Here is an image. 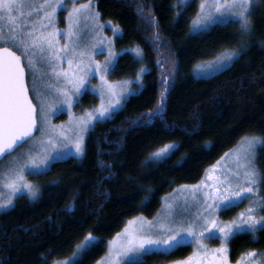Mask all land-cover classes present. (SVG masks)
Segmentation results:
<instances>
[{
	"label": "snow or ice",
	"instance_id": "snow-or-ice-1",
	"mask_svg": "<svg viewBox=\"0 0 264 264\" xmlns=\"http://www.w3.org/2000/svg\"><path fill=\"white\" fill-rule=\"evenodd\" d=\"M92 3L93 0L83 3L73 0L71 7L66 8L67 27L61 30L56 24L57 8L65 7L62 0H42L38 6L32 0H0V21L7 22L0 26V39L11 40L20 50L17 54L12 47H0V160L9 158L0 171V208L11 207L13 199L20 195L37 199L41 187L27 176L46 175L54 165L66 162L69 157L82 158L86 152V134L97 123L114 118L125 101L140 94L145 86L143 75L147 69L143 64L133 77L109 79L122 55L130 53L139 62L144 52L139 46L117 50L114 37L122 38V29L112 21L102 22L101 13ZM191 3L192 0H178L172 7L179 15ZM259 6H264V0H198L192 29L202 32L217 25H232L240 38L238 48L224 49L214 59L210 66L213 70L234 62L250 47L244 41L255 30L254 17ZM137 12L153 28V47L159 48L163 41L156 17L150 14L151 7L146 10L138 5ZM106 24L112 36L103 34ZM85 34L91 37L88 43L82 42ZM98 55L104 59H96ZM41 65L47 68L49 82L43 91L35 83L30 89L26 67L35 73ZM97 77L98 82L93 85L91 81ZM159 86L157 105L139 117L138 122L162 118L171 87L168 75L161 77ZM30 91L35 93L37 103L33 102ZM89 91L98 95L99 104L76 115L74 105ZM63 111H67L69 120L54 124L52 116ZM183 131L186 135L194 134L189 129ZM205 145L211 142L206 141ZM260 148H264V135L241 136L233 149L205 169L197 183L174 189L173 195L165 198V210L158 217L151 221L143 216L128 220L121 231L106 241L107 251L95 264H146L145 257L171 255L186 244H192L193 251L168 264H232L228 257L229 242L240 233H248L258 243L256 233L264 231V197L259 195L264 190V169L258 165ZM176 149L175 142L167 143L150 155L162 159ZM99 165L108 169L106 177L112 176L111 163L99 161ZM49 183L54 185L57 181ZM181 198L185 206L177 213L175 208L181 204ZM245 200L248 207L228 220L220 218L219 213ZM189 206L195 211H189ZM210 239H218L220 243L209 246L205 241ZM99 243L100 238L88 231L70 257L53 260L52 264H80V258ZM234 264H264V251L246 250Z\"/></svg>",
	"mask_w": 264,
	"mask_h": 264
},
{
	"label": "trees",
	"instance_id": "trees-1",
	"mask_svg": "<svg viewBox=\"0 0 264 264\" xmlns=\"http://www.w3.org/2000/svg\"><path fill=\"white\" fill-rule=\"evenodd\" d=\"M95 1L102 16L121 27L119 45L139 46L144 52L139 62L130 53L122 55L111 77L134 76L143 64L145 86L125 101L114 118L95 125L82 158L69 157L38 176L41 192L37 199L17 196L11 208L0 212V264H50L70 255L83 236L93 231L100 243L80 258V264H92L128 218L156 215L165 194L198 182L205 169L241 136L264 135V17L255 19L250 47L234 62L210 76H196L197 64L240 46L234 26L192 32L196 0L179 15L172 7L178 0ZM138 5L146 10L150 6V14L156 17L163 41L159 48L153 47V28L138 14ZM164 75L169 76L171 87L162 118L138 122L157 105ZM183 129L194 134L186 135ZM206 141L211 145H205ZM172 142L177 149L166 158L151 157ZM258 156V165L264 169V148L258 149ZM99 161L111 163V177L105 176L108 169L101 168ZM54 180V185L49 183ZM259 195L264 197V190ZM236 210L233 207L222 214ZM256 236L258 243L248 233L231 240L230 259L236 260L249 249L264 251V231L258 230ZM191 250V244H186L171 255H149L145 261L166 264Z\"/></svg>",
	"mask_w": 264,
	"mask_h": 264
},
{
	"label": "rangeland",
	"instance_id": "rangeland-1",
	"mask_svg": "<svg viewBox=\"0 0 264 264\" xmlns=\"http://www.w3.org/2000/svg\"><path fill=\"white\" fill-rule=\"evenodd\" d=\"M192 1H193V0H192ZM32 2L38 6V5L42 2V0H32ZM72 2H73V0H62V4H63L65 7H58V8H57V20H58V22H57V24H56V27H57L58 29L63 30L64 28L67 27V11H66V8H70ZM75 2H76V3H83L84 0H75ZM196 3H197V5H198V0H196ZM92 6H93V8H94L96 11H99V12L101 13V11L98 9L97 2H96L95 0H93ZM197 10H198V9H197ZM197 10H196V12H197ZM23 11H27V9H24ZM196 12H195V14H196ZM41 14H42V13H41ZM195 14H194V16H195ZM194 16H193V17H194ZM260 17H264V6H259V7H258V9H257V14H256V16L254 17V21H255V19L260 18ZM100 20H101L102 22H105V21H112L113 24H117L116 22H114L113 20H111V19H109V18H104V17L102 16V13H101V16H100ZM6 23H7L6 21H0V26L4 25V24H6ZM117 25H118V24H117ZM120 28H121V27H120ZM191 29H192V20H191ZM3 31H4L5 33H7L8 29H7L6 27H4ZM191 31H192V32H197V31H195L194 29H192ZM102 32H103V34H104L105 36H112V35H113L110 26H108L107 24H106V26L102 29ZM255 33H256V27H255V30H254V32L252 33L251 36H254ZM90 39H91V37L88 36L87 34H85L84 37L82 38V42H83V43H88V42L90 41ZM114 40H115V47H116L117 50L120 49V48H128V47H126V46L119 45V43H118L119 38L114 37ZM63 42H64V41H63V38H61V43H63ZM246 43H248V40L246 41ZM0 46H8V47H12L15 51H17V52L20 54V50H19V48H18L15 44H13V43L11 42V40H7V41H5L4 39H0ZM221 54H222V53H221ZM219 55H220V54H219ZM217 56H218V55H216L215 57H213V58H211V59H208V60H206V61H202V62H200L199 64H197V65L195 66V68H194V74H195L196 76H210L211 74H213V73L218 72L219 70H221V69L213 70V69L210 67V66L213 64L214 59H215ZM96 59L102 61V60L104 59V56H103V55H98V56H96ZM24 63L27 65V60H26V59L24 60ZM36 63L39 65V64H40V61L37 60ZM228 65H229V64L224 65L223 68L227 67ZM65 66H67L66 63H65ZM223 68H222V69H223ZM26 70H27V79H28V85H29V88L31 89L33 83H35V86H36L38 89H40V90L43 91V88H44L45 84L49 82V78H50V77H49V74L47 73V68L41 65L40 67H38V69L35 71V73H33L32 70H31V69H28L27 67H26ZM131 77H133V76H131ZM123 78H124V77H123ZM126 78H128V77H126ZM129 78H130V77H129ZM109 79H110V80H117V79H122V78H112L111 75H110V76H109ZM97 82H98V77L92 79V81H91V83H92L93 85H95ZM143 82H144V81H143ZM132 87H136V85L133 84ZM30 93H31V96H32V98H33L34 103H37L36 98H35V93L32 92V91H30ZM97 104H99V97H98V95H93L92 92L89 91L88 93L81 95V97H80V103L74 105V107H73V112H74L76 115H80V114L83 112V110H84L85 108H92L93 106H95V105H97ZM68 120H69V116H68L67 111L59 112V113H56V114H54V115L52 116V122H53L54 124H57V125H59L61 122H65V123H66ZM88 134H89V133L86 134V140H87ZM236 145H237V144H236ZM236 145H235V146H236ZM235 146H234V147H235ZM234 147H233V148H234ZM233 148H232V149H233ZM17 151H19V149H18ZM228 152H229V151H228ZM226 153H227V152H226ZM224 155H225V154H224ZM224 155H223V156H224ZM8 159H9L8 157H5L3 160L0 161V171L3 170V165L6 163V161H7ZM218 160H220V158H219ZM218 160H217V161H218ZM217 161H216V162H217ZM216 162H215V163H216ZM213 164H214V163H213ZM210 166H211V165H210ZM210 166H209V167H210ZM209 167H208V168H209ZM27 179L32 180V181H34L35 183L38 184V176L28 175V176H27ZM196 183H197V182H196ZM192 184H195V183H188V184H183V185H192ZM180 186H181V185H180ZM178 187H179V186H178ZM178 187H176L175 189H178ZM5 194H6V193H5ZM172 195H173V191H171L170 193L165 194V195L163 196L161 208H160V210L156 213V215H154V216H152V217H148V216H146V215L139 214V215H135V216H132V217L128 218L127 221L130 220V219H132L133 217H139V216H143V217H144L146 220H148V221L153 220L154 217H158V216H159L161 213H163V211L165 210V208H164V205H165V203H166V199H165V198H166V197H171ZM176 195H179V193H177ZM16 198H17V197H15V198L13 199V204L15 203V199H16ZM173 203H174V202H173ZM13 204H12V206H13ZM248 204H249V202H248L247 200H245L243 203H241V204H239L238 206H236L237 210H236L235 212H232V211L228 212V215H229V216H228V215L224 216V215L222 214V212L219 213V216H220V218L223 219V220H228V219L232 218L233 216H235V215H236L239 211H241L242 209L248 207ZM12 206H11V207H12ZM184 206H185V205L183 204V200H182V198H181V204L178 205V206L175 208V211H176L177 213H180L181 208H183ZM11 207H9V208H11ZM9 208H0V212H3V211H5V210H7V209H9ZM189 211L194 212V211H195V208H192V207L189 206ZM127 221H126V222H127ZM123 228H124V226H123ZM123 228H122V229H123ZM122 229H121V230H122ZM121 230H120V231H121ZM118 232H119V231H118ZM113 237H114V236H112V237L109 238L108 240L112 239ZM108 240H107V241H108ZM205 243H207L209 246L214 247V246H217V245L220 243V241H219L218 239H210V240L205 241ZM191 246H192V250H191V252H192L194 246H193L192 244H191ZM228 246H229V245H228ZM106 251H107V249H106ZM106 251H105V252H106ZM191 252H190V253H191ZM190 253H189V254H190ZM189 254H188V255H189ZM71 255H72V253H71L70 255L66 256V257H70ZM104 255H105V253H104L102 256H100L98 259H96L95 262H96L97 260H99L101 257H103ZM188 255H186V256H188ZM184 257H185V256H184ZM228 257H229V253H228ZM63 258H64V257L57 258V259H54V260H61V259H63ZM181 258H182V257H181ZM178 259H179V258H178ZM174 260H175V259H174ZM229 260L232 262V260L230 259V257H229ZM95 262L92 263V264H95ZM234 262H235V261H233L232 264H234ZM50 264H52V262H51ZM166 264H168V262H167Z\"/></svg>",
	"mask_w": 264,
	"mask_h": 264
},
{
	"label": "water",
	"instance_id": "water-1",
	"mask_svg": "<svg viewBox=\"0 0 264 264\" xmlns=\"http://www.w3.org/2000/svg\"><path fill=\"white\" fill-rule=\"evenodd\" d=\"M0 47H4V46H0ZM14 50V49H13ZM15 51V50H14ZM17 54H19L18 52H17ZM26 81H27V83H28V79H27V70H26ZM30 94V96H31V93H29ZM34 102V101H33ZM5 158V157H4ZM1 161V160H0Z\"/></svg>",
	"mask_w": 264,
	"mask_h": 264
},
{
	"label": "flooded vegetation",
	"instance_id": "flooded-vegetation-1",
	"mask_svg": "<svg viewBox=\"0 0 264 264\" xmlns=\"http://www.w3.org/2000/svg\"><path fill=\"white\" fill-rule=\"evenodd\" d=\"M237 259H238V258H237ZM237 259H236V260H237ZM236 260H234V261H236ZM232 262H233V261H232Z\"/></svg>",
	"mask_w": 264,
	"mask_h": 264
}]
</instances>
